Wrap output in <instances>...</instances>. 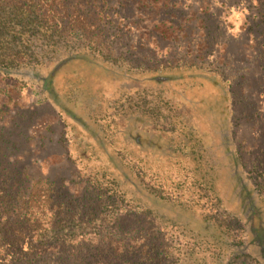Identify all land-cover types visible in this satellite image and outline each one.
I'll return each instance as SVG.
<instances>
[{
    "label": "trees",
    "instance_id": "trees-1",
    "mask_svg": "<svg viewBox=\"0 0 264 264\" xmlns=\"http://www.w3.org/2000/svg\"><path fill=\"white\" fill-rule=\"evenodd\" d=\"M108 10V0H0V76L41 83L63 122L68 160L87 177L77 196L20 156L29 139L22 122L42 101L1 125L0 264H264V182L242 169L238 149L228 155L241 173L227 174L201 140L229 135L230 69L195 59L138 64L134 73L155 88L118 87L103 107L107 70L125 64L105 37L114 28ZM171 82L202 94L175 110L162 86ZM171 171L183 180L169 181ZM241 221L255 252L235 228Z\"/></svg>",
    "mask_w": 264,
    "mask_h": 264
},
{
    "label": "rangeland",
    "instance_id": "rangeland-1",
    "mask_svg": "<svg viewBox=\"0 0 264 264\" xmlns=\"http://www.w3.org/2000/svg\"><path fill=\"white\" fill-rule=\"evenodd\" d=\"M135 1L108 0L109 21L106 22L114 28L109 29L105 37L117 53L124 54L123 62L128 63L129 68L124 64L107 70L105 75L108 81L101 86L103 88L106 83H110L112 91L105 87L106 91L101 97L103 107H106L108 101L114 100L118 87L129 89L156 86L154 82L134 73L133 69L138 64L162 66L176 60L195 59L229 68L235 93L229 106L230 132L227 135L226 132L218 131L209 138L202 136L204 154L225 163L227 174L231 170L241 173L228 155L238 149L242 169L251 180L263 183L264 0H259V3L257 0H170L171 5L166 8H158L154 4L153 7L139 8L141 6ZM32 78L31 75L19 80L0 76V126H10L12 120H16L13 117L15 113L34 109L41 101L45 103H41L43 107L22 122L29 139L21 146L20 156L25 162H33L30 168L40 171L43 178L48 177L64 190L70 189L80 196L83 192L82 181L87 177L79 173L68 160L67 148L62 141L64 125L51 107L55 100L50 99L48 94L49 98L45 101L41 83ZM162 86L165 88L166 100L175 110L188 107V100L193 101L202 94L189 86V83L171 82L167 87ZM131 121L142 123L139 117H131ZM122 123H125L124 119L120 120L121 128ZM73 129L76 133L78 130L84 132L80 125ZM121 136L124 135L121 133ZM180 174L169 172V181L183 180ZM230 185V182L227 183L228 188ZM176 192L186 196L183 187ZM204 206L201 204L195 210L196 213L202 214ZM261 207L264 211V204ZM247 225L241 221L235 228L240 238L245 242L248 240L252 246L250 250L255 252L256 243L250 241L251 236L249 238L245 231Z\"/></svg>",
    "mask_w": 264,
    "mask_h": 264
}]
</instances>
